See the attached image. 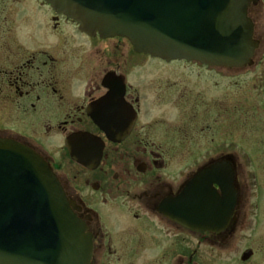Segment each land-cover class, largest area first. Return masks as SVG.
<instances>
[{
  "label": "flooded vegetation",
  "instance_id": "obj_1",
  "mask_svg": "<svg viewBox=\"0 0 264 264\" xmlns=\"http://www.w3.org/2000/svg\"><path fill=\"white\" fill-rule=\"evenodd\" d=\"M24 1L0 0V137L49 164L89 238L87 264H261L264 232L252 234L251 215L263 211L264 184L238 161L258 148L251 133L249 148L234 146L239 120L252 118L236 73L264 81V0L247 7L256 46L237 67L86 34L44 0H30L37 19L16 24ZM29 22L43 35L18 37ZM75 136L82 163L66 145Z\"/></svg>",
  "mask_w": 264,
  "mask_h": 264
},
{
  "label": "water",
  "instance_id": "obj_2",
  "mask_svg": "<svg viewBox=\"0 0 264 264\" xmlns=\"http://www.w3.org/2000/svg\"><path fill=\"white\" fill-rule=\"evenodd\" d=\"M44 1L86 34L125 37L135 51L167 60L237 67L250 62L256 46L246 16L251 0ZM78 137L66 141L71 153ZM71 156L82 163L87 154ZM194 202L189 198V209ZM70 205L41 156L0 138V264H87L90 241ZM188 220L195 222L194 209Z\"/></svg>",
  "mask_w": 264,
  "mask_h": 264
},
{
  "label": "rangeland",
  "instance_id": "obj_3",
  "mask_svg": "<svg viewBox=\"0 0 264 264\" xmlns=\"http://www.w3.org/2000/svg\"><path fill=\"white\" fill-rule=\"evenodd\" d=\"M21 4V3H20ZM6 6L11 8L12 10L16 9L19 10V8L12 7L11 5H8L6 3ZM20 13L17 16L16 13L13 14V20H16V24L19 22L23 21L22 16L24 14H27L29 16L30 20H35L37 19V16L41 15V13L32 11V5L30 0H25L21 5H20ZM46 12V10H44ZM41 19H39L40 21ZM19 21V22H18ZM25 26V28H24ZM33 23L29 22L28 25L23 23L20 28L18 29L17 36L18 37H23L28 36L35 31L36 36L43 35L41 32V29H33L32 28ZM39 27H42V24H38ZM30 45V44H29ZM238 74V75H237ZM237 75V76H236ZM236 79L240 81L242 85H245L246 92H245V99L249 100V106L248 108L246 107L245 109L250 112V116L252 117L249 121L250 126L247 128L249 125L248 122H246L248 119H245L246 117L244 116L241 118L239 121L241 122L240 124L237 125L239 128L237 133V137L235 138L236 140V145L234 148L236 150H244L245 147L249 148L248 146L249 143V138L251 133L253 141H256V146L254 145L253 147L258 148L256 151H253L252 155H250L248 158L250 159V162L247 160V156L244 155H239L238 161L241 163L242 168L245 169V172L247 173V179L249 180V183L251 184V180L257 179L258 181H263L262 183L264 184V109L262 107V101H263V96L262 91L264 90V81L262 80V76L259 75V70H252L251 72L248 71L245 74L239 72L236 73ZM241 85V86H242ZM240 89V88H239ZM16 114V113H15ZM1 116V114H0ZM250 118V117H249ZM262 122V123H261ZM248 138V141H247ZM255 148V149H256ZM252 191V188H251ZM250 195H255V194H250ZM264 195V188L260 187V196ZM263 206V209H262ZM261 211H258V215H255V210L252 212L251 215V228H252V234H260L263 233L264 231V204H261ZM239 247L238 245L236 246V252L238 251ZM264 252H262V262L264 264ZM214 264V263H210Z\"/></svg>",
  "mask_w": 264,
  "mask_h": 264
}]
</instances>
